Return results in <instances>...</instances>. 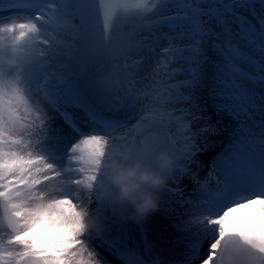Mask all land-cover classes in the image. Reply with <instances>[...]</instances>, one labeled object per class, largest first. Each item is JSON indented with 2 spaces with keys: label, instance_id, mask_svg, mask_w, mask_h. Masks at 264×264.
Wrapping results in <instances>:
<instances>
[{
  "label": "rangeland",
  "instance_id": "rangeland-1",
  "mask_svg": "<svg viewBox=\"0 0 264 264\" xmlns=\"http://www.w3.org/2000/svg\"><path fill=\"white\" fill-rule=\"evenodd\" d=\"M131 1L145 9L146 15L151 12L149 10L151 8L156 13L154 18H147L145 33L133 52L129 97L138 101L137 108L132 113L134 117L127 124L120 126L113 135L101 136L99 140L92 143L87 158L93 164V172L85 176L88 188H78L72 191L71 197H58L62 201L61 203L70 204L72 207L76 205L75 208L79 210V220L77 218L76 227L81 231V234L88 229L85 222L94 206L104 208L108 204L110 191L114 187L115 176H118L122 161L132 146L141 116L167 114L164 120L167 125H171L172 134H169L171 141L179 143V141L183 142V137L185 139V137L192 136L196 139L194 142L197 145H201L205 140L207 142L216 141L215 143L218 144L216 148L222 145L225 138L232 134L233 130L241 131L240 129H243L244 126H250L253 123L259 124L256 127L258 133H261L264 128V94L257 97V94L251 93L253 85L261 86L264 90V0H256V4L246 8L244 11L245 20H238L226 14L213 16L205 13V9L216 12L224 5L237 0ZM47 6L55 8V10L52 9L51 12H48L47 18L50 21L54 20V22H50L53 29L48 32L58 40L52 37L50 40L52 43L46 41L50 48V52L46 56L57 62L67 59L71 51L78 46L76 38L80 26L78 21L71 17L72 8L66 7L64 13L57 11L56 8L59 9L61 5L55 4L52 0L47 2ZM182 13L196 17L199 21L197 30L192 33L194 38L189 40V44L195 46L200 44L198 46L201 47L202 53L192 63L183 62L179 57L172 56L170 51H167V54L162 51L163 49L166 50L164 48L166 45L172 48L179 44L170 40L173 35L169 30L162 27V19L178 16ZM21 16L23 15L0 14V21L14 18L16 23L18 20L15 18ZM41 30L45 31L44 29ZM39 38V35H34L30 40L33 45L30 54L24 48L26 44L30 45V43H23L17 47L10 43L0 44L1 57H5L6 54L10 56V58L0 60V90H4L6 87L9 90L8 95L12 94V100L5 96L0 98V155L6 156L8 152L15 151L19 146L25 149L27 147L23 138H19L15 134H13V136L15 135L13 138L8 134L9 130L22 132L27 130L32 137L35 136L44 142L43 146L39 148L44 149L46 154V159L42 161H40L41 157L33 155L37 158V164H33L30 172H35L33 175H37V178L32 179L29 186L17 188L6 198L20 230L15 233L5 225L3 234L6 237L0 240V247H6L7 241H14L15 239H19V243L12 248L0 250V264H19L23 255H27L25 252L31 249H36L40 253L46 254L47 257L49 253H52L53 256L48 257L52 264H68V258L73 252V245L69 249L67 245L63 244L67 231L62 218L57 213L56 196L49 197L55 194V191L54 189L47 190V187L52 185V182L47 178L48 174L53 175L50 173L51 165L61 163L68 145H64L65 142L62 144L61 140L64 134L58 128V122L53 113L44 105L39 90V74L36 65L38 46L36 41L41 39ZM165 38H167L166 41ZM54 47L61 50L62 53L52 52ZM236 66L243 67L245 73H237ZM156 70L165 75V84L154 83L152 73ZM249 75H252L253 78H249ZM30 79H32L36 92L37 103L48 113L45 118L53 121L52 132L37 127L28 119L31 106H23L24 102L17 91V87L21 86H17L14 82L23 85L24 81ZM182 95L186 96L187 99H181ZM12 103L23 106L22 109L26 116L14 108ZM5 115L8 121L5 119ZM160 121L159 123L163 127V123ZM212 124L219 126L216 134L223 132V137L219 140L199 138L201 131ZM166 131L170 133L169 130ZM118 139H122V141ZM119 141H121L120 145H118ZM125 145L127 146L126 149L121 152L119 148L121 149ZM109 146L111 147L107 149ZM116 147L117 155L112 156V149ZM118 157L121 158L120 165L111 167L110 162ZM208 159L207 157L203 159L204 164L207 163L208 166L205 167L200 178L209 176L213 174V170H216L215 165L210 160L211 158ZM217 161L218 159H215V162ZM11 162L5 159L4 166L1 168L0 165V190L9 185L25 184L22 182L23 180L15 178L13 163ZM200 162H198V167L201 166ZM30 172H27L24 177L29 178L32 175ZM10 179H14L15 183H10ZM164 181L155 179L154 187L147 196L148 200H144L142 203L143 211L140 213L146 215L153 213L157 219L169 220L175 229H179V224L183 220L181 214L175 210L177 207L172 202L173 196L167 188L157 184L159 182L164 183ZM55 183L56 181L53 186ZM166 186L168 187L167 184ZM78 197H85L86 200L80 202ZM177 202H182V199L178 197ZM19 209L24 212H20ZM25 212H27L28 221H25L21 215ZM33 218L34 221H32ZM0 220L3 221L2 216H0ZM34 225L39 226V228L36 229ZM147 225L149 226L148 223ZM183 230L188 231L189 227L185 226ZM33 231H35L36 237ZM39 235L48 236L49 241L54 240L53 244L41 249V243L37 240ZM150 238L152 244L158 248V242L153 236ZM82 241H84V237L81 239ZM75 246L80 247L79 244ZM58 248L63 251H57ZM89 250L85 251L80 264H96L95 260L97 259L91 255ZM8 252H13L16 255L15 260L9 261L4 257Z\"/></svg>",
  "mask_w": 264,
  "mask_h": 264
},
{
  "label": "water",
  "instance_id": "water-1",
  "mask_svg": "<svg viewBox=\"0 0 264 264\" xmlns=\"http://www.w3.org/2000/svg\"><path fill=\"white\" fill-rule=\"evenodd\" d=\"M82 28L78 36L75 66L85 92L96 105L114 113L125 107L126 55L142 28V13L131 11L114 0H70ZM126 154L111 207L120 218H132L149 177L159 167V154L170 137L159 121L142 116ZM6 210V206H3ZM24 264H42L38 256Z\"/></svg>",
  "mask_w": 264,
  "mask_h": 264
},
{
  "label": "bare ground",
  "instance_id": "bare-ground-1",
  "mask_svg": "<svg viewBox=\"0 0 264 264\" xmlns=\"http://www.w3.org/2000/svg\"><path fill=\"white\" fill-rule=\"evenodd\" d=\"M54 2H56L57 4H60L61 7L59 8V11H64V9L66 7L70 8L71 6L66 4L69 3V1L67 0H54ZM63 2H66L63 4ZM114 2L120 6L125 7L128 10L131 11H140L142 13L143 19H142V30L140 32V34L137 37V41L131 45L128 48L127 51V55H126V65H125V77H126V83H127V105L128 102L131 100L129 97V89H130V82H131V67H132V60H133V52L136 49L137 45L140 42V39L142 38V35H144L145 33V22L147 20V18H154L156 16L155 10H153L152 8L149 9L151 12L148 13V15L145 14V9L141 8L139 4H136L134 2H132L131 0H114ZM58 9V7L56 8ZM73 9V8H72ZM73 11V10H72ZM196 18V17H195ZM16 20H18L16 23L14 21V18H11L9 20L6 21H0V44L1 43H10L12 45H14L15 47L23 44V43H30V45L26 44L24 46L26 52L28 54L31 53V49L33 48V45L31 44L30 40L33 38L34 35H38V33H36L35 31V26L33 23L29 22L27 18H23V19H19L18 17L15 18ZM197 19V18H196ZM148 24V23H146ZM80 26V25H79ZM167 28V27H165ZM80 29V27H79ZM81 31V29H80ZM174 42H177L176 40ZM48 51H50L49 47H46ZM171 52V51H170ZM5 55V54H4ZM171 55L174 56V54L171 52ZM3 58H10L9 54H6L5 57H1L0 55V60ZM76 58V54L74 49L71 51L69 57L66 59L68 61L70 60H75ZM187 63V62H186ZM72 65H75V63ZM68 71V70H67ZM68 75L73 74V72L69 71L66 72ZM153 74V81L156 84H165V75L162 74V72H160L159 70H156L155 72L152 73ZM73 77V76H72ZM14 84H16L17 86H21V87H17V91L21 97V99L23 100L24 104L23 106H27L30 105L31 106V111L28 114V119L29 121H31L33 124H35L37 127L39 128H44V129H48V131L50 130L52 132V125H53V121L47 120L48 113H46L45 109L39 105L37 103V96H36V92L34 90V86H33V82L32 79H30L29 81H24L23 85H20L18 82H14ZM7 90V91H6ZM1 92H3V94H1ZM256 92V93H255ZM251 93L257 94V97H261L264 94V90L261 86H252L251 88ZM9 94V90L8 88L5 87L4 90H0V98L5 96L9 99L12 100V94ZM198 101V100H197ZM12 106L16 109H18L19 111L22 112V114L24 116H26V114L23 112V109L21 107L20 104L18 103H12ZM85 106V105H84ZM127 108V107H126ZM205 108V107H203ZM128 109V108H127ZM134 110V109H133ZM78 112V111H77ZM132 113V111H131ZM80 114V113H78ZM102 117H105L104 114H100ZM167 114H163L161 113L160 116L154 115V114H150L148 116L150 117H154V118H158L162 121L163 123V129L169 130L170 135L172 134L170 131L171 125H167L165 123V118H166ZM144 116V115H143ZM79 119H82V116H78ZM5 119L8 121L7 116L5 115ZM55 119V118H54ZM159 120V121H160ZM160 121V122H161ZM57 123V122H56ZM255 124V123H253ZM253 124L251 125V128L253 126ZM58 128L60 129L61 132H63L64 137L62 138L61 142L62 144H64V142H68L71 140H74L71 136H68L65 134V130L57 123ZM245 125V124H244ZM257 125V124H256ZM245 127V126H244ZM217 128H219V126L217 124H212L211 126H208L207 129H204L203 131H201V133L199 134V138L202 139H215V140H219L221 137H223V132L216 134L217 133ZM241 130V129H240ZM81 128L78 130V132H81ZM167 132V131H166ZM50 133V132H49ZM8 134L10 136H13V134L17 135V137H21L23 138L24 142L27 143V147L25 148H21V146L17 147L15 149V151L13 152H8L5 155H0V162H1V168L2 166H4V160L8 159L10 161H12L11 163H13V174L15 176V178H18L20 180H23L22 182H25L24 186H29L31 183L32 179L37 178V175H33L35 172H30L32 170V166L34 163L37 164V158L36 157H41L40 161L46 159V154L44 153V149H40L39 147H42L44 142L41 140H39V138H36L35 136L32 137V135L27 131L24 130L22 131H8ZM15 135L13 136V138L15 137ZM239 136L241 137H245L244 139L246 140V134L244 130L239 131ZM25 137V138H24ZM210 137V138H209ZM116 139V138H115ZM121 140L122 139H118ZM121 141L118 142V145L121 144ZM204 144L208 147H210V149H213V145L210 142H207L206 140L204 141ZM239 145H244V144H239ZM112 146V145H111ZM111 146L107 147V149H109ZM118 147V146H117ZM116 148H111L112 149V156L117 155L116 152ZM126 145L124 147H122L121 149L119 148V150H121V152H124V150L126 149ZM206 148V151H208ZM25 149V150H23ZM230 150H233V152L231 151V153H234L235 148L234 147H230ZM38 153V154H37ZM242 154H246L247 150L246 149H242L241 151ZM167 154V151L164 150L163 152H161L160 156H159V163L162 162L165 165V159L164 156ZM36 157H34V156ZM234 155H236L237 157H239V159L245 163V158L242 157V155L240 154L239 150L236 151L234 153ZM65 159L61 160V163H54L51 166L50 169V173H53V175H49L48 174V179L50 180V182H52V185H49L47 187L48 191H51V189H54L55 187L53 186L54 182L56 181L57 186L63 187L64 183H63V179L61 174L64 170V163ZM226 160H222L221 163V169H224V164H225ZM121 163V158L118 157L116 158L114 161L110 162L111 167L119 166ZM161 164V163H160ZM246 165V164H245ZM162 167V166H161ZM32 174L29 178L24 177L26 175V173ZM110 173V171H109ZM156 172L153 174L152 177L149 178L146 187H145V193L143 196V199L137 204V209H136V214L142 210L143 208L142 203L143 200H148L147 196L150 192V190L154 187V176H155ZM193 175V174H192ZM157 176V175H156ZM155 176V177H156ZM117 177V175L115 176ZM113 177V178H115ZM42 187V186H39ZM16 190V188L14 189ZM111 192V191H110ZM176 195L174 192H171V195ZM83 200H86L85 197H82V199H79L80 202H82ZM62 201H60V199L57 197L56 198V209H57V213L60 215V217L62 218V222L63 225L65 227V230L67 231L66 237L63 241V244L67 245L68 248L71 247V245H73V252H71V255L68 258V264H80L81 263V258L84 257L85 251L89 250L90 245L88 243H85L84 241L81 242V239L83 238L81 231L76 227V224L79 220L78 215H79V210L76 209V205L74 207H72L70 204L66 205L64 203H61ZM174 204L176 205V203L174 202ZM101 211L102 208H100ZM20 212H24L23 210L19 209ZM12 213V212H11ZM22 217H24L25 221H28L29 218L27 216V212L25 213H21ZM151 218H150V217ZM78 218V220H77ZM143 219L145 220L146 224H143L141 227H143L144 225H146L149 228L150 231V237H154V239L157 242H161L163 240H167L169 242H173V239L180 237V235H182V231L179 229H175L174 226L172 224H170L169 220L166 219H157L153 213L146 215L143 217ZM34 221V218L33 220ZM32 221H30L32 223ZM37 221V220H36ZM259 221V220H258ZM30 222H27V224H30ZM176 222V220H175ZM178 222V221H177ZM125 223V222H124ZM147 223L149 224V226L147 225ZM35 226V225H34ZM177 226V225H176ZM132 227V226H131ZM34 228V227H33ZM36 229L39 228V226H35ZM144 229V228H143ZM146 231V228L144 229ZM34 235L36 237V233L35 231ZM128 242H132L134 243V240L136 238V233L130 234L128 231H126L125 233ZM37 240L41 243V249H45L46 247H49L53 244V241H49V237L46 235H39L37 237ZM79 244L80 247H76L75 245ZM170 245H173V243H167ZM162 245V244H159ZM163 247L161 249L160 254L163 251H166L168 249L167 246L162 245ZM70 249V248H69ZM156 246H152L151 250H150V257H156L158 254L156 253ZM89 252H92L89 250ZM29 253H37L39 254L41 261L43 262V264H52L42 253H40L38 250L36 249H31L29 251H26L25 254H29ZM93 255V253H92ZM58 256V255H57ZM96 264H100L99 260H95Z\"/></svg>",
  "mask_w": 264,
  "mask_h": 264
}]
</instances>
